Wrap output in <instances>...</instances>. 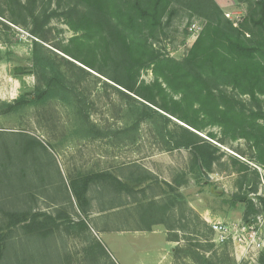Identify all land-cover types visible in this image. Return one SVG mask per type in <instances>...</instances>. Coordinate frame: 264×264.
I'll return each mask as SVG.
<instances>
[{
  "label": "rangeland",
  "instance_id": "374dc122",
  "mask_svg": "<svg viewBox=\"0 0 264 264\" xmlns=\"http://www.w3.org/2000/svg\"><path fill=\"white\" fill-rule=\"evenodd\" d=\"M55 2L45 0L41 7L50 12ZM229 7L225 13L235 22L247 11L239 0H230ZM194 24L203 27L199 18L176 19L159 48L183 59L197 39ZM50 27L53 44H67L74 37L60 18L53 19ZM33 40L28 28L0 17V104L36 88L33 74L14 75L15 68L32 67ZM75 63L84 70L72 68L66 73L77 84L89 121L76 104L61 101L0 115V224L6 212H31L65 216L86 227L61 228L47 239L17 229L0 264H258L264 248L243 256L234 243L220 244L211 227V222L244 223V207L230 203V196L238 191L239 175L228 157L246 161L253 169L257 163L250 145L244 140L221 145L201 134L226 153L212 173L206 172L209 180L204 175L206 185L198 173H190V152L173 147L169 132L181 122L169 115L173 122H166L154 114V120L134 125L130 104L115 85ZM141 80L153 83L155 78L147 71ZM210 131L221 137L220 128ZM92 172H110L135 191L119 194L103 184L93 185L88 192L90 206L84 212L70 182ZM185 175L188 183L177 187L178 201L170 205L174 195L167 184L185 183Z\"/></svg>",
  "mask_w": 264,
  "mask_h": 264
},
{
  "label": "trees",
  "instance_id": "16d2710c",
  "mask_svg": "<svg viewBox=\"0 0 264 264\" xmlns=\"http://www.w3.org/2000/svg\"><path fill=\"white\" fill-rule=\"evenodd\" d=\"M1 1L0 17L28 28L34 37L32 67L15 68L14 75L33 74L37 86L11 103L0 104V115L18 114L53 101L76 104L83 115L84 101L66 73L72 68L83 71L78 62L115 85L130 104L134 125L154 120V114L166 122L172 123V117L181 122L183 125L174 123L176 130L169 136L174 149L190 152V173H198L200 180L205 181L203 171L212 173L226 155L209 139L221 145L246 141L255 162L264 167V0H239L247 11L238 22L228 18L216 0H48L51 5L56 3L50 12L41 7L45 0ZM180 17L199 18L203 27L185 57L178 60L159 46ZM55 18L62 19L74 33L67 44L52 43L50 25ZM147 71L153 73V83L141 80ZM83 119L89 121L88 115ZM214 127L220 128V138L210 131ZM228 161L239 175L238 191L230 196V203L242 205L243 222L252 224L264 215V197L258 193L260 174L237 157L229 156ZM186 183L185 175V183L167 184L174 195L170 205L178 201L177 187ZM96 184L118 193L135 191L110 172L80 174L71 180L70 189L84 212L90 206L89 189ZM84 227L83 222L65 216L6 212L0 224V263L17 229L47 239L61 228ZM258 264H264V252Z\"/></svg>",
  "mask_w": 264,
  "mask_h": 264
},
{
  "label": "built area",
  "instance_id": "2783aa9c",
  "mask_svg": "<svg viewBox=\"0 0 264 264\" xmlns=\"http://www.w3.org/2000/svg\"><path fill=\"white\" fill-rule=\"evenodd\" d=\"M193 29L197 32V37L201 32V28L194 24ZM260 174L261 193L264 196V167L258 164H252ZM259 193V195H262ZM212 230L220 244L228 242L234 243L242 249V255L246 256L253 251H260L264 248L263 228L264 217L258 216L252 224H239L238 226L227 224L225 222H211Z\"/></svg>",
  "mask_w": 264,
  "mask_h": 264
},
{
  "label": "crops",
  "instance_id": "0c3cea01",
  "mask_svg": "<svg viewBox=\"0 0 264 264\" xmlns=\"http://www.w3.org/2000/svg\"><path fill=\"white\" fill-rule=\"evenodd\" d=\"M216 1H217V2L219 3V5L223 8L224 12H226L227 9L230 8V7H229V1H230V0H216ZM119 194H122V193H119ZM163 213H164L163 215H165V214H166V211L163 212ZM208 219H210V218H208ZM160 222H162V221L159 220L158 223H160ZM160 224H162V223H160Z\"/></svg>",
  "mask_w": 264,
  "mask_h": 264
},
{
  "label": "water",
  "instance_id": "95a60500",
  "mask_svg": "<svg viewBox=\"0 0 264 264\" xmlns=\"http://www.w3.org/2000/svg\"><path fill=\"white\" fill-rule=\"evenodd\" d=\"M203 173H204V175H206L207 179L209 180V176H207L206 172H205V171H203Z\"/></svg>",
  "mask_w": 264,
  "mask_h": 264
}]
</instances>
